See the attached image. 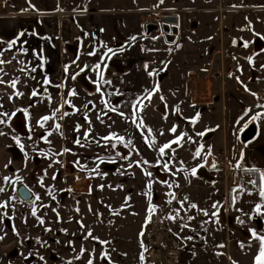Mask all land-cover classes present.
I'll list each match as a JSON object with an SVG mask.
<instances>
[{
	"label": "rangeland",
	"instance_id": "1",
	"mask_svg": "<svg viewBox=\"0 0 264 264\" xmlns=\"http://www.w3.org/2000/svg\"><path fill=\"white\" fill-rule=\"evenodd\" d=\"M59 1L0 30V264H254L230 245L228 262L222 245L237 232L225 227L244 202L231 190L242 172L233 166L258 104L246 78V88L223 90L244 74L264 88V0H169L162 8L154 0ZM236 5L249 11L221 18L218 10ZM163 16L181 20L173 42ZM226 20L244 32L232 36ZM141 117L143 131L133 123ZM112 134L124 141L102 139ZM255 177L244 181L249 197ZM21 183L34 203L17 196ZM245 201L244 221L252 218ZM244 225L264 231L263 222Z\"/></svg>",
	"mask_w": 264,
	"mask_h": 264
},
{
	"label": "crops",
	"instance_id": "2",
	"mask_svg": "<svg viewBox=\"0 0 264 264\" xmlns=\"http://www.w3.org/2000/svg\"><path fill=\"white\" fill-rule=\"evenodd\" d=\"M52 1L53 0H0V30H2L3 28H7L6 26L10 27V25H14V21H16V20H13L14 17L29 16L30 13L33 14V12H37V11L38 12L41 11V13H42V12H52L53 9H54L53 11L57 10L60 6L59 0H56V2L58 4L55 8H49L47 10V8L40 7L41 4H45V3L50 4ZM147 1L148 0H144L143 4L147 3ZM159 1L161 2V0H154V4H156L155 7L162 8L163 6H165L168 3L169 0H162L161 4L158 3ZM157 4H159V5H157ZM139 10H141V9H139ZM159 11L162 12V9H159ZM7 16H9L10 18H5ZM225 23L228 26L233 25L232 24L233 21H231V20H226ZM0 37L4 38L5 34L4 33L0 34ZM233 76H235V78H236L237 75H233ZM231 86H233V90L236 88V85L234 83H229L228 81L225 82L223 91L226 93L225 87H231ZM252 91L255 92V94H260L262 92L257 87ZM255 101L257 102L258 105L260 104L259 95H255ZM251 111H252L251 119L253 117H256V119L254 121L257 122L258 127H259L258 135L253 141L247 143L248 145L241 152L242 158H238V157L235 158L233 170H235V171L236 170H242V172H245V173H249L250 170H257L260 173H264V107L258 106V107L251 109ZM233 170L231 169L230 171L232 172ZM228 174H229V171H227V175ZM248 175L251 176L253 174H248ZM215 177L216 176H214V178ZM254 180L257 182L256 177ZM232 181L234 184H236V185L231 184V188H233L231 190L234 191V196H236L238 193L239 194L241 193V196H242V199L244 200V202H243V205H241V204L238 205L239 207L237 209L236 207H234L235 201H237V200L233 197L234 204H231V205H234L233 206L235 208L234 210L237 209L236 214L228 215V217L226 216L225 223H227V225L225 224V227L228 225L236 227L237 232L235 233L236 235H234V238L232 237V234L230 235L229 233H227V235H225L223 238L224 243L222 246L224 248H226L227 251H228L229 245L235 247L236 251H239L244 255L251 256V260L253 259L252 262H254V264H255V258L259 254V251H260V241L256 237L257 236H264V231L258 233L254 229L253 226H252L253 228L250 229V227H248L244 224L246 222H248V219H250V221L254 225L256 222H257V224L262 223V222L264 223V215L257 214V212H256V205L260 204V205H262L260 212L264 213V197H261L259 195L261 190L264 189V179H261V189L256 188L257 183H251V182L247 183L249 188L252 189L251 190V193H252L251 197H249L247 194L249 190L245 186L246 185L244 182L245 180H242L239 176V178H235V177L232 178ZM217 182L218 181H215V183H210V187H212ZM220 182L221 183H223V182L227 183V180L219 181L218 183H220ZM249 198H250V205H251V212L252 213H247L246 215L251 214L252 218L250 216H248L245 218L246 221H244L243 213H241L240 211L245 210V207H246L245 203H249L245 200H247ZM263 228H264V225H262L258 229H263ZM244 230L249 232L248 236H245L242 233V231L244 232ZM227 232H229V231H227ZM254 233H255V235H253ZM231 237H232V239H231ZM231 243H234V245H232ZM244 249H246V250H244ZM231 251L232 250H229L228 254H226V258H227L228 262H229V260H231V253H230Z\"/></svg>",
	"mask_w": 264,
	"mask_h": 264
},
{
	"label": "snow or ice",
	"instance_id": "3",
	"mask_svg": "<svg viewBox=\"0 0 264 264\" xmlns=\"http://www.w3.org/2000/svg\"><path fill=\"white\" fill-rule=\"evenodd\" d=\"M161 2H162V0H161ZM24 35H25V33H24V32H21V33H19V34L17 35L16 38H14L13 40L9 41V42H8V48L11 49L13 46H15V45L20 41V37H22V36H24ZM247 46H248V42H245V43H244V47H247ZM22 50H25V49H22ZM0 54H2V53H0ZM248 59H249V61H252L253 58H252V57H249ZM3 62H4V61L0 60V63H3ZM96 67L98 68L99 65H97ZM33 71H35V69H33ZM0 82H3V81H0ZM12 83H13V86H14L16 82L13 81ZM45 83H48V81L45 80ZM97 90L99 91V89H97ZM156 90H157V91L159 90L158 87L156 88ZM18 94H19V93H18ZM72 94H75L74 91H73ZM35 95H36V92L34 91V92H33V96H35ZM150 95H151V94H150ZM150 95H149V98H150ZM254 95H255V94H254ZM162 99H163V98H162ZM66 103H70V101H66ZM111 110H112V111H115L116 109H115V108H112ZM57 111H59V110H57ZM177 111H179L178 108H177ZM4 115H7V114H4ZM53 115H55V113H53ZM65 115H67V113H65ZM120 115L123 116V113H120ZM49 118H50V117H45V118H43V119H44V120H47V119H49ZM197 118H198V114H197ZM252 119L255 120L256 117H253ZM0 123H3V121H0ZM133 123H135V124H136V127H137L138 129H140L141 131H143L144 128L146 127V126L143 124V118H142V117H141V119H140L139 122H137L136 120H133ZM193 123H195V119L193 120ZM56 128H57V129L59 128V125H58V124L56 125ZM147 131H148L149 133H151L152 130H151L150 128H147ZM170 131H172V132L174 133V132L176 131V128L173 127ZM49 134H50V133H49ZM183 135H184V134H182L180 137H177L176 140L171 141L169 144H165V145H163L162 147H160V148H159V152H160V154H161V155L164 154V153H165V149H169V148H171V145H172V144H174V143H175V144H179V141L183 138ZM197 135H201V136H202L203 133H198ZM143 138H144L145 142L147 143V142H148V137H147V136H144ZM102 139H104V140L116 139V140H118V141H120V142H123V141H124V137H118V136H116V134H112L111 137H104V138H102ZM153 142H154V138H153ZM76 143H79V140H77ZM128 144L130 145V144H131V141H129ZM151 146H152V143H149V147H151ZM113 147H115V145H113ZM66 151H67V150H66ZM195 155H196L197 157H199V156H200V150H197L196 153H195ZM123 158H124V159H128V157H123ZM103 162H104V161L101 160V163H103ZM136 163H137V165L139 166L141 162L137 161ZM143 163H147V161H144ZM130 166H131V165H130ZM165 167H167V165H165ZM195 172H196V169H195V168L192 169V173L195 174ZM145 175L150 176L151 173L146 172ZM53 179H55V177H53ZM261 179H264V173H261ZM4 180H5V182H8L9 178L5 177ZM252 183H255V181H253ZM101 187H102V186H101ZM150 187H151V185L149 184V188H150ZM3 190H4L3 188H0V191H3ZM49 194H51V192H49ZM259 195H260L261 197H264V189L261 190V192L259 193ZM36 198L38 199V197H36ZM53 198H54V197H53ZM6 206H7V202H5L4 204H0V207H6ZM192 207H195V205H193ZM214 207H215V205H214ZM261 207H262V205H260V204L256 205V212H257V214L264 215V213H261V212H260ZM77 211H79V209H77ZM33 215H35V210H33ZM213 215H215V213H213ZM41 223H43L42 220H41ZM88 235L90 236L91 233L89 232ZM253 235H255V233H254ZM256 238L260 241V251H259V254H258V255L256 256V258H255V264H264V236H257ZM2 239H3V237H0V240H2ZM94 239H95V238H94ZM101 243H105V242L101 241ZM104 256L107 257V253H106V252L104 253ZM41 259H43V257H41ZM89 264H92V261H91V260L89 261Z\"/></svg>",
	"mask_w": 264,
	"mask_h": 264
},
{
	"label": "flooded vegetation",
	"instance_id": "4",
	"mask_svg": "<svg viewBox=\"0 0 264 264\" xmlns=\"http://www.w3.org/2000/svg\"><path fill=\"white\" fill-rule=\"evenodd\" d=\"M241 5H236V6H233V8H231L229 11H227V10H225V11H223V10H218L219 11V15L221 16V18H224V15L226 16L229 12H234V13H240L241 12V9H246V11H249V10H247V9H249V7H240ZM250 12H252V13H258L257 11H254L253 9H251L250 10ZM249 12V13H250ZM227 13V14H226ZM178 16V15H177ZM179 20V21H178ZM169 21H171V22H169ZM169 21L168 22H164L163 21V26H164V30H165V27H168V24H169V27H170V29H171V32L173 33V35L172 36H170L169 34H167V40H172V42L176 39V35H178V32L180 31L179 29H180V24H181V20L178 18V17H176V16H172V17H169ZM243 23V25L244 26H246V28L249 30L250 29V24H248V23H244V22H242ZM228 28V27H230V28H232V30H235L234 31V33H232V36H236L237 35V33H238V31H239V29H241V28H243L241 25H238V26H228V25H226L225 24V26H223V28ZM149 28L151 29V26H149ZM241 31H243L244 32V30L243 29H241ZM247 33V32H246ZM259 35H257V39L256 38H253V42H254V39H255V42H258V43H260V37H258ZM241 38V37H240ZM239 38V39H240ZM248 42H250V38H249V40H248ZM202 71H205V73H207L206 72V70H202ZM194 71H190V73H193ZM234 72V71H233ZM228 74H229V72H228ZM254 76H256V77H258V75L257 74H255ZM240 78H246L245 80L248 82V83H252V84H254V89L257 87L258 89H260L262 92L260 93V94H255V92H252V97L253 98H255V95H259V97H260V99H261V97H263L264 96V90H262V89H264V88H262V81H258V80H255V79H252L249 75H246V74H244L243 76H240V77H238V80L237 79H235V85H236V88H238V87H240L241 89H243V88H246L245 86H243V83L244 82H239V80H240ZM160 81V80H159ZM194 80L193 79H191V77H190V75H188V82L189 83H192ZM189 83H188V85H189ZM190 86V88L192 87L191 86V84L189 85ZM193 87H194V84H193ZM191 91H192V88H191ZM193 91H194V89H193ZM255 94V95H254ZM192 101H193V103H197V101H196V99H193L192 98ZM209 103H211L210 101H207L206 102V104H209ZM258 107V106H260V107H264V98H263V101H262V103H261V101H260V104L259 105H256L255 103L253 104V105H251V107ZM12 155H13V153H12ZM205 175V174H204ZM208 175H210V174H207V176L206 177H208ZM211 179H213L214 178V175H211ZM19 186V185H18ZM17 186V187H18ZM17 187H16V189H17ZM31 189V188H30ZM32 190V189H31ZM33 191V190H32ZM34 192V191H33ZM17 193V192H16ZM35 193V192H34ZM36 195V194H35ZM18 196V195H17ZM37 197V196H36ZM20 199V198H19ZM37 199V198H36ZM21 200V199H20ZM22 201V200H21ZM36 201V200H35ZM24 202V201H23ZM26 203V202H25ZM27 204H29V203H27ZM32 204V203H31Z\"/></svg>",
	"mask_w": 264,
	"mask_h": 264
},
{
	"label": "water",
	"instance_id": "5",
	"mask_svg": "<svg viewBox=\"0 0 264 264\" xmlns=\"http://www.w3.org/2000/svg\"><path fill=\"white\" fill-rule=\"evenodd\" d=\"M169 17L172 16H163L164 21H169ZM171 22V21H169ZM259 127L256 121L249 123L240 133V139L243 143L247 144L253 141L258 135ZM10 152L13 153L14 158H19L21 152L16 147H10ZM18 197L26 203H34L36 200L35 193L24 183L19 184L16 189Z\"/></svg>",
	"mask_w": 264,
	"mask_h": 264
},
{
	"label": "trees",
	"instance_id": "6",
	"mask_svg": "<svg viewBox=\"0 0 264 264\" xmlns=\"http://www.w3.org/2000/svg\"><path fill=\"white\" fill-rule=\"evenodd\" d=\"M249 173L256 176L257 186L259 189H261V173L257 170H250Z\"/></svg>",
	"mask_w": 264,
	"mask_h": 264
},
{
	"label": "bare ground",
	"instance_id": "7",
	"mask_svg": "<svg viewBox=\"0 0 264 264\" xmlns=\"http://www.w3.org/2000/svg\"><path fill=\"white\" fill-rule=\"evenodd\" d=\"M163 20V19H162ZM164 21V20H163ZM164 22H166V21H164ZM168 22V21H167ZM241 174H246V175H248L247 173H245V172H241L240 173V178H241ZM249 176V175H248ZM242 179V178H241ZM242 180H244V179H242ZM157 234V233H156ZM151 238H153L154 240L156 239V237L154 236V235H152V237ZM153 244H155V242H153ZM153 247V245H152V243H151V245H150V248H152Z\"/></svg>",
	"mask_w": 264,
	"mask_h": 264
},
{
	"label": "built area",
	"instance_id": "8",
	"mask_svg": "<svg viewBox=\"0 0 264 264\" xmlns=\"http://www.w3.org/2000/svg\"><path fill=\"white\" fill-rule=\"evenodd\" d=\"M241 178L246 180V179H250V176H248L246 174H241Z\"/></svg>",
	"mask_w": 264,
	"mask_h": 264
}]
</instances>
